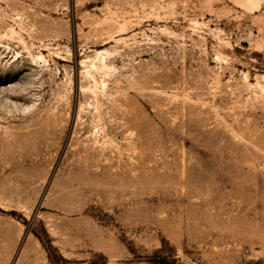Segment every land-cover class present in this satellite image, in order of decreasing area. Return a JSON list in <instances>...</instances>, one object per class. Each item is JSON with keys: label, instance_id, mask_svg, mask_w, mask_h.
<instances>
[{"label": "rangeland", "instance_id": "1", "mask_svg": "<svg viewBox=\"0 0 264 264\" xmlns=\"http://www.w3.org/2000/svg\"><path fill=\"white\" fill-rule=\"evenodd\" d=\"M0 264H264V0H0Z\"/></svg>", "mask_w": 264, "mask_h": 264}]
</instances>
